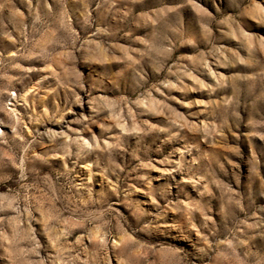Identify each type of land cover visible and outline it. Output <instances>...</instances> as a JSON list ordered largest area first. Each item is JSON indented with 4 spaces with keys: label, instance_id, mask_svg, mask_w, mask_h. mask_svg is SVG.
I'll list each match as a JSON object with an SVG mask.
<instances>
[{
    "label": "clouds",
    "instance_id": "1",
    "mask_svg": "<svg viewBox=\"0 0 264 264\" xmlns=\"http://www.w3.org/2000/svg\"><path fill=\"white\" fill-rule=\"evenodd\" d=\"M169 2L0 0V211L48 264L73 229L77 264H264V0Z\"/></svg>",
    "mask_w": 264,
    "mask_h": 264
},
{
    "label": "rangeland",
    "instance_id": "2",
    "mask_svg": "<svg viewBox=\"0 0 264 264\" xmlns=\"http://www.w3.org/2000/svg\"><path fill=\"white\" fill-rule=\"evenodd\" d=\"M258 2H262V0H258ZM196 5H199L200 8H207L209 11L212 10L208 6V4L204 2V0H192V3L190 5H187L184 10V14L187 18L191 19L195 14H198ZM167 6L175 7L176 5L175 3H172L170 0ZM16 8L20 12H24V8L19 3H16ZM5 23H7V21H5ZM250 34L257 35V34H264V33L253 31ZM225 47H233V50H238V49H235L233 45H229V44H225ZM204 50L205 49H202V51ZM177 55L192 56V55H195V53L191 50H186L181 53H177ZM65 62H66V66H70V61H68L66 58H65ZM23 66L29 67L31 65L24 64ZM211 70L212 72L218 71L216 66H212ZM222 74L225 76L229 75V73L227 72H224ZM231 75H241V76L249 75L250 76V75H253V73L239 71V72H233L231 73ZM203 78L204 77H201V79ZM206 82H211V80L209 79ZM178 98L182 99L183 97H178ZM191 98L206 99L207 97L193 95ZM171 106L176 108L178 112L183 111V109L180 107H177L175 103H173ZM16 110L20 111V108H17ZM155 122L156 121H153V123ZM240 147H241L242 152L245 151L243 145H241ZM257 155L259 157L258 148H257ZM235 162L239 163V161H235ZM157 167H160V166L157 165ZM241 170H243V165H241ZM258 171L260 173V176H264V157H260V166H259ZM153 174L159 175V173H153ZM8 187H14V185H12L11 182H8ZM8 187L0 185V208H3L5 204L4 197L6 195H9ZM233 187H235V185H233ZM7 202L11 206L6 210V212L0 211V253L4 252V248L2 246L8 243V241H6L4 237L7 236L8 240H11L15 233L17 234V239L19 240V244L16 247L20 250H23V252L26 253V255H21L20 259L17 261L9 260L8 264H41L42 258H43V264H48V259H47L48 254L52 253L53 255H55L56 250L54 248L48 247L47 237L42 234L41 225L37 223V220L39 219V217L37 216L35 212H32L31 209H28L27 211H25L24 205L22 203L19 204V211H16L17 204L12 203L10 198ZM33 216H36L37 219H33L32 218ZM63 227L66 229L67 226H63ZM30 235L35 237L34 241L24 238ZM82 235H83L82 230L73 229L72 235H69L67 238L63 236L60 237V242L63 246V250H62V257L61 259L57 261V264H77V262L71 258L76 256L78 250L83 245L88 244L87 239L83 240V245H81L80 243H77V238ZM108 256L109 258L112 259V264H116L115 259L112 258V252L110 248L108 251ZM80 257H81V260L84 259L83 252L80 253Z\"/></svg>",
    "mask_w": 264,
    "mask_h": 264
}]
</instances>
